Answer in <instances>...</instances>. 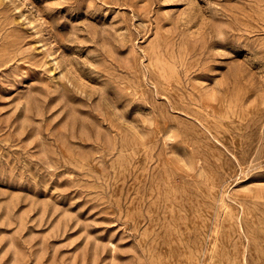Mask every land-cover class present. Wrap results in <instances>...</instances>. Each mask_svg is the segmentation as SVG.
I'll return each mask as SVG.
<instances>
[{
  "label": "rangeland",
  "instance_id": "1",
  "mask_svg": "<svg viewBox=\"0 0 264 264\" xmlns=\"http://www.w3.org/2000/svg\"><path fill=\"white\" fill-rule=\"evenodd\" d=\"M0 264H264V0H0Z\"/></svg>",
  "mask_w": 264,
  "mask_h": 264
}]
</instances>
